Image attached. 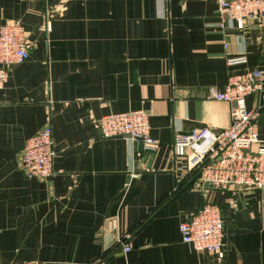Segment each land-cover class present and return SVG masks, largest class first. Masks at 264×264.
<instances>
[{
  "label": "crops",
  "instance_id": "crops-1",
  "mask_svg": "<svg viewBox=\"0 0 264 264\" xmlns=\"http://www.w3.org/2000/svg\"><path fill=\"white\" fill-rule=\"evenodd\" d=\"M217 22V0H0V27L22 26L30 52L0 91V264H264V193L194 174L175 193V137L228 129L231 105L209 94L264 71V21ZM135 111L150 115L157 150L103 138L102 118ZM47 126L54 175L29 179L23 150ZM258 131L264 140V111ZM206 204L224 215L222 260L182 242L180 225Z\"/></svg>",
  "mask_w": 264,
  "mask_h": 264
},
{
  "label": "built area",
  "instance_id": "built-area-1",
  "mask_svg": "<svg viewBox=\"0 0 264 264\" xmlns=\"http://www.w3.org/2000/svg\"><path fill=\"white\" fill-rule=\"evenodd\" d=\"M218 22L212 27L222 32L232 28L243 30L247 24L264 21V0H217ZM30 57L25 29L18 24L0 27V91L9 82L13 67L25 64ZM247 64L246 57L228 59V65ZM261 94L259 107L251 111L247 98ZM210 100L231 105V126L215 131L212 128L179 133L174 140V159L180 164L179 185L194 174L203 184L226 192L231 187L247 188L264 193V140L260 138L258 120L264 111V71H245L231 76L222 90H213ZM103 138L129 137L142 140L145 149L155 151L158 142L151 136L150 115L144 111L106 116L100 121ZM56 159L53 130L47 126L30 138L20 159V168L29 179L47 180L54 175ZM179 231L182 242L199 253L224 259L227 234L222 210L206 204L197 214L183 222ZM126 253L131 246L118 239ZM16 264H45L29 261Z\"/></svg>",
  "mask_w": 264,
  "mask_h": 264
}]
</instances>
